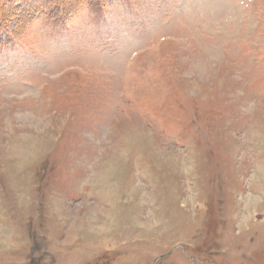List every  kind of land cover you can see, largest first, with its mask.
<instances>
[{
	"label": "rangeland",
	"instance_id": "1",
	"mask_svg": "<svg viewBox=\"0 0 264 264\" xmlns=\"http://www.w3.org/2000/svg\"><path fill=\"white\" fill-rule=\"evenodd\" d=\"M0 264H264V0H0Z\"/></svg>",
	"mask_w": 264,
	"mask_h": 264
}]
</instances>
